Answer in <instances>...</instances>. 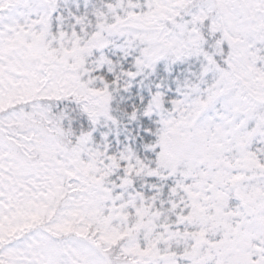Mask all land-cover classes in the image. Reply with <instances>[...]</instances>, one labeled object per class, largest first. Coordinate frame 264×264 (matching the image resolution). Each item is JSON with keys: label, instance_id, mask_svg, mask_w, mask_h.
<instances>
[{"label": "snow or ice", "instance_id": "snow-or-ice-1", "mask_svg": "<svg viewBox=\"0 0 264 264\" xmlns=\"http://www.w3.org/2000/svg\"><path fill=\"white\" fill-rule=\"evenodd\" d=\"M0 264H264V0H0Z\"/></svg>", "mask_w": 264, "mask_h": 264}]
</instances>
